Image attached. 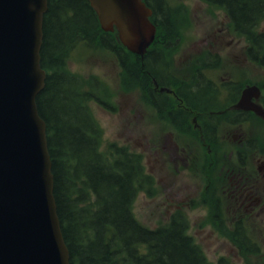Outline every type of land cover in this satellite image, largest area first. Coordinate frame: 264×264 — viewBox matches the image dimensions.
<instances>
[{
    "label": "trees",
    "instance_id": "trees-1",
    "mask_svg": "<svg viewBox=\"0 0 264 264\" xmlns=\"http://www.w3.org/2000/svg\"><path fill=\"white\" fill-rule=\"evenodd\" d=\"M204 1L225 12L233 31L249 42L250 58L264 66V31L259 30L264 21V0ZM146 2L153 9L157 33L142 58L126 50L116 32L102 29L89 0L48 1L41 50L42 66L48 74L37 105L47 123L54 196L71 264H215L188 232L183 213H175L168 224L155 228L135 217L132 204L136 193L148 188L153 178L145 173L140 154L116 145H111L109 155L100 149L101 130L88 100L96 99L109 107L107 99L96 91L98 80H85L66 67L67 56L76 46L102 45L119 58L125 84H139L161 115L175 125L188 127L189 111L185 109H199L193 99L202 101L206 89H215L216 85L199 69L193 83L175 87V95L185 108L180 109L181 116L169 95L155 88L154 82L169 85L170 66L162 49L177 40H173L176 19L168 0ZM87 82L94 90L87 88ZM216 119L211 117L209 122L211 135L205 132L203 121L204 135L214 143ZM231 236L245 248H257L240 219ZM217 264L232 263L221 257Z\"/></svg>",
    "mask_w": 264,
    "mask_h": 264
},
{
    "label": "rangeland",
    "instance_id": "rangeland-1",
    "mask_svg": "<svg viewBox=\"0 0 264 264\" xmlns=\"http://www.w3.org/2000/svg\"><path fill=\"white\" fill-rule=\"evenodd\" d=\"M168 2L174 9L177 31L175 44L163 47L170 64L169 86H175L174 79L190 83L198 61L211 53L219 61L205 71L218 85L235 80L242 88L252 83L264 87V66L250 58L249 42L233 31L221 8L204 0ZM259 30L264 31V21ZM66 67L86 78L97 77L105 87L109 108L88 101L101 130L100 149L109 155L115 144L140 154L145 172L154 179L149 190L137 191L132 204L142 223L156 227L167 224L174 213H183L188 232L209 261L217 263L226 257L232 264H264V179L261 198L253 203L244 201L233 188L238 172L253 178L260 174L264 119L253 115L246 122L221 119L217 150L197 130L201 125L197 112L189 113L191 128L172 125L146 100L139 84L124 83L120 61L106 47L78 45L68 54ZM171 99L176 107L180 105L174 96ZM252 138L257 139L253 145L248 141ZM238 219L244 222L256 249L241 246L237 237L231 236Z\"/></svg>",
    "mask_w": 264,
    "mask_h": 264
},
{
    "label": "water",
    "instance_id": "water-1",
    "mask_svg": "<svg viewBox=\"0 0 264 264\" xmlns=\"http://www.w3.org/2000/svg\"><path fill=\"white\" fill-rule=\"evenodd\" d=\"M102 28L143 55L156 25L145 0H90ZM48 0H0V264H70L54 196L47 125L37 97L45 86L41 64ZM258 86L236 107L264 116Z\"/></svg>",
    "mask_w": 264,
    "mask_h": 264
},
{
    "label": "flooded vegetation",
    "instance_id": "flooded-vegetation-1",
    "mask_svg": "<svg viewBox=\"0 0 264 264\" xmlns=\"http://www.w3.org/2000/svg\"><path fill=\"white\" fill-rule=\"evenodd\" d=\"M227 93V91H225ZM241 95V94H240ZM238 96V95H237ZM260 104L264 106V96L256 100ZM213 111L210 110L208 113H206V123L207 119L209 116L211 117ZM241 114H248V115H257L254 111L250 110H240L236 112V115H241ZM243 122H246L247 120H242ZM201 128V126H199ZM258 162L260 163L259 165V171L260 174L258 177L253 178L251 176H246L243 174V172H238L235 177L236 181L233 184L234 191L238 194L239 197H242L244 201H249L250 203H253L254 201L258 200L261 198V178L264 179V157L258 159ZM243 163V161H242ZM264 192V188H263Z\"/></svg>",
    "mask_w": 264,
    "mask_h": 264
}]
</instances>
